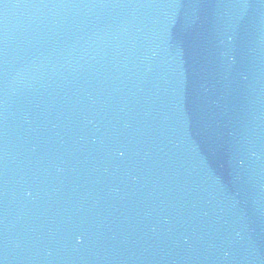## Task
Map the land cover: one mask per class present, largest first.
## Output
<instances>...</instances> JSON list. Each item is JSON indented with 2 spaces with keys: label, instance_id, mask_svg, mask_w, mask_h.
<instances>
[{
  "label": "water",
  "instance_id": "95a60500",
  "mask_svg": "<svg viewBox=\"0 0 264 264\" xmlns=\"http://www.w3.org/2000/svg\"><path fill=\"white\" fill-rule=\"evenodd\" d=\"M0 264H264V0H0Z\"/></svg>",
  "mask_w": 264,
  "mask_h": 264
}]
</instances>
